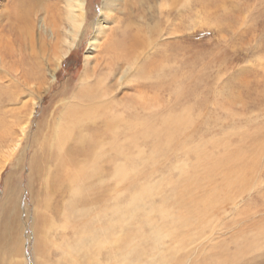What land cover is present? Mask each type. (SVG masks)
Listing matches in <instances>:
<instances>
[{
    "label": "rangeland",
    "instance_id": "374dc122",
    "mask_svg": "<svg viewBox=\"0 0 264 264\" xmlns=\"http://www.w3.org/2000/svg\"><path fill=\"white\" fill-rule=\"evenodd\" d=\"M68 1L0 0V264H264V0H85L56 63ZM138 30L149 45H118ZM84 80L93 104L117 105L70 141L76 165L97 155L70 206L50 148L67 110L92 106ZM64 215L48 234L78 243L75 263L41 245L44 219ZM87 232L111 241L94 254Z\"/></svg>",
    "mask_w": 264,
    "mask_h": 264
},
{
    "label": "bare ground",
    "instance_id": "6f19581e",
    "mask_svg": "<svg viewBox=\"0 0 264 264\" xmlns=\"http://www.w3.org/2000/svg\"><path fill=\"white\" fill-rule=\"evenodd\" d=\"M188 0H183V2H186ZM116 2L118 3V0H103L102 6L104 8H109L111 6H116ZM67 5V11L65 12L66 15V22L68 23L67 27L63 29V31H60L59 29H54L53 30V35L55 36V41H54V47H53V57L57 62L60 61L63 57L67 56L69 54L71 48L75 45L76 40L78 39V34L80 32L81 25L84 22L85 15H84V5H85V0H69ZM177 3V0H171V4ZM160 7L165 5L164 3L159 4ZM24 6V5H22ZM103 12V11H102ZM30 7H24L21 9L20 13L18 14V19L20 21V25L17 28V30L14 29V26H11L10 30L12 31H17L19 34L20 39H24L21 34L23 33H29L30 35ZM24 24V26L22 25ZM51 27H56V25H51ZM58 27V26H57ZM16 28V27H15ZM25 30V32H23ZM11 31V32H12ZM16 33V34H17ZM13 37V36H12ZM95 37V36H93ZM95 41L92 40V42ZM28 42V40H27ZM53 42V41H52ZM149 45V38L142 34L141 31H137L134 33L130 39V41H121L118 45L120 47H123L125 49H129L133 52V49L137 46L142 45L145 43ZM151 43V42H150ZM30 44V43H29ZM51 45V44H50ZM116 45L113 43V46ZM116 45V46H118ZM21 51V50H20ZM135 52V51H134ZM134 59L137 58V55L133 56ZM133 59V60H134ZM38 64V63H37ZM35 64V68L37 71H42L39 66ZM129 64L128 68H131ZM23 66V65H22ZM128 68L126 67L125 70L127 71ZM124 70V71H125ZM125 71V72H126ZM125 74V73H124ZM122 73L119 78H122L124 76ZM90 76L86 74L85 78H89ZM52 79L54 77L51 76ZM85 83L82 87V95L86 100H88V104H91L92 106L86 107V109H80L78 107H71L70 109L67 110L66 114L63 115V117L60 119V121L57 123L56 127V132L54 135V138L52 140V148H50V157H52L55 161V166L57 171V176H59V180H66L67 183L69 184L68 188L70 190V206L74 205L75 203H78L82 192V186H78L79 188L73 184L74 178L76 180L77 174L82 175L83 178H87L91 173L97 170L96 167V159L94 158L96 155L95 148L92 149V153L90 157L92 158L91 163L87 164V162L84 163V166L82 164H77L75 163L74 156L79 155V151L76 152L75 150H78L77 145H71L70 141L76 140L78 138H81V140L87 138V133H85L83 125L86 123L87 120H91L94 118L98 113L100 115L104 114H115L113 108L115 107L114 105H117L116 102L114 101H104L101 103L93 104L92 101L89 98H92L94 96V90L90 87L87 88V82L84 80L82 81ZM82 86V85H81ZM86 88V89H85ZM106 92V90H104ZM102 95H103V90H102ZM115 116H112L110 118H114ZM108 120V119H107ZM107 123V122H106ZM146 124V123H144ZM143 125V124H142ZM110 126V125H109ZM22 130V128H21ZM110 131V130H109ZM108 133L110 134V132ZM77 132V133H76ZM17 141H13L12 145L13 147L16 145ZM46 142V141H45ZM74 146V147H73ZM97 146V145H96ZM95 146V147H96ZM73 147V148H72ZM90 148V147H89ZM74 166V167H72ZM85 168V173H83V170ZM114 175L123 178L126 174V168L124 163H118L117 166L114 169ZM72 178L70 179V177ZM71 180L70 182L68 180ZM139 196L133 197V199H136ZM46 205L49 206V202L47 201L45 203ZM68 204V203H67ZM112 208V207H111ZM114 208V207H113ZM46 209V208H45ZM191 211V210H190ZM113 212V211H112ZM193 212V211H192ZM188 213V212H187ZM191 214V213H190ZM188 216V215H187ZM190 217V216H189ZM42 231L40 233V239H41V245H44V248L48 247L47 245H53V247H57V249L60 250L61 253V258L62 259H69L70 262L75 263L77 260L76 254V247H79L78 245L76 246V243L74 246L70 245L69 243L67 244H62L58 243L55 239H51V236L48 234L50 229H59V227L63 230L67 228L68 225V219L67 215L63 216V219L60 224L56 222L54 217H51L50 219L45 220ZM107 230V229H106ZM79 233V232H78ZM93 235L90 238V241H93V247H95V250L93 251L94 254L97 253L102 246L107 245L111 239L107 238L110 237L109 233L104 234L101 236L96 237L94 232H92ZM87 232V234H92ZM77 234V233H75ZM81 235V232H80ZM80 235H78L80 237ZM85 236V233H84ZM83 237V236H82ZM81 237V238H82ZM96 237V238H95ZM76 238V237H75ZM74 239V238H73ZM85 251V250H84ZM41 252V251H40ZM87 253V252H86ZM45 264V263H44ZM159 264H164V263H159Z\"/></svg>",
    "mask_w": 264,
    "mask_h": 264
}]
</instances>
